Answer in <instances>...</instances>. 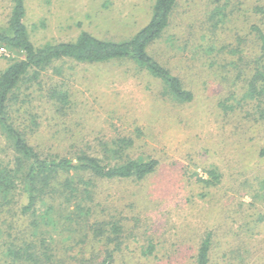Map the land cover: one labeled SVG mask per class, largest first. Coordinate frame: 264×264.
Listing matches in <instances>:
<instances>
[{"label": "rangeland", "instance_id": "rangeland-1", "mask_svg": "<svg viewBox=\"0 0 264 264\" xmlns=\"http://www.w3.org/2000/svg\"><path fill=\"white\" fill-rule=\"evenodd\" d=\"M154 1L25 0L24 22L36 46L71 41L81 31L119 41L148 22ZM234 1L239 26L226 22L216 27L207 19L211 0H177L168 29L148 49L180 77L193 94L190 101L171 95L131 60L86 64L64 59L32 72L33 87L26 83L17 91L20 110L14 117L28 126L30 115L36 117L38 126L27 136L41 153L71 157L83 151L103 157L110 146L105 144L123 137L133 142L127 151L132 159H156L158 165L143 180L115 178L88 187L87 197L93 191L95 206L89 220L78 226L61 219L66 209L51 212L44 201L32 214L20 215L27 200L17 187L12 210L0 212V227L12 229L16 223L26 229L46 264H95L107 253L113 264H196L199 245L208 234L210 264H264V157L258 154L264 146V94L245 89L244 104H237L232 91L240 98L241 84L221 66L238 56L231 49L241 48L245 58H254L252 36L239 40V32L249 22L264 29V13L254 10L264 0ZM11 6L12 0H0V28ZM21 57L0 47V72ZM52 89L66 93L67 102L49 98ZM11 145L0 129L1 163L12 158ZM210 169L217 181L204 184L199 178L210 181ZM79 178L81 173L74 186L81 188ZM56 200L61 204L63 198ZM50 214L62 223L63 235L43 242L42 232L33 234L38 228L32 222ZM107 221L119 230L106 228ZM2 233L0 245L6 237ZM45 251L50 254L46 260ZM25 263H11L0 254V264Z\"/></svg>", "mask_w": 264, "mask_h": 264}, {"label": "trees", "instance_id": "trees-1", "mask_svg": "<svg viewBox=\"0 0 264 264\" xmlns=\"http://www.w3.org/2000/svg\"><path fill=\"white\" fill-rule=\"evenodd\" d=\"M234 2L237 3L234 0H211L212 10L207 15V19L211 18L213 20L211 24L216 27H220L226 22H235L236 24L239 21L240 10ZM176 4L177 0H155L148 22L127 39L105 40L87 31H81L74 40L36 46L30 40L24 22L25 0H12L8 20L0 28V47L19 53L22 57L12 59L7 67L0 72V129L9 138V142L12 140L11 150L13 152L9 162H0V212L9 208L12 210L14 204L11 205V197L17 187H20L19 190L23 192L27 200L20 210V215L32 214L36 210L37 204L44 201L45 204L49 203L47 207L51 212V209H55V207L64 211L66 209L67 213H63L61 219L64 218L65 222L70 225L78 226L89 220L95 206L92 190V196L87 197L90 187H96L101 180L115 178L143 180L155 171L158 161L150 158L145 161L132 159L127 151L133 142L131 139L123 137L112 139L110 144H105V146H110L104 148L103 157L83 151L71 157L60 153H41L29 142L27 136V133L35 132L34 129L38 126L36 117H32L26 110L27 114L31 116L32 126L25 125L14 117L15 110H20L19 106L16 107L20 103L17 91L21 92L26 83L28 88H32V72L41 71L56 60L67 59L86 64L131 60L154 78L160 80L174 97L182 101L192 100V92L185 88L180 77L172 73L148 52L149 47L168 29ZM258 9L264 13V6L254 7L255 11ZM244 27L245 31L239 32V40L246 35L252 36L255 42L253 44L257 47V51L251 56L253 58L255 55L254 58L252 60L249 57L245 58L241 48L231 49L230 51L235 50L233 53H238V56L235 60H227L226 66L221 64L222 68L226 70L225 74L232 73L236 77L235 84H241L240 88L243 91H241L240 98L237 99L235 90L232 91L233 100H239L237 104H244L243 99L247 96L245 89L250 93L264 94V29L259 23L254 22H249ZM248 41L246 40V43ZM225 46L223 45L221 49L226 50ZM49 98H56L60 104L67 102L66 93L56 89L51 90ZM23 102H29V100ZM222 106L225 107L224 103ZM58 107L63 110L64 105ZM229 108L233 111L234 106ZM106 153L110 156H106ZM258 154L260 157H264V146ZM80 173L82 175V178H79V182L82 184L81 188L74 186V180ZM207 174L208 178L211 177L210 181L199 178L204 184L217 181L214 169L208 170ZM85 176L87 179L84 178ZM16 181H18L17 184ZM58 198H63L61 204L57 203L56 199ZM62 204L65 205V208ZM72 205L73 209H70ZM54 221L51 214L36 216L32 223L34 229H38L33 231V234L38 236L42 232L41 241L43 242H46L45 237L52 239L63 235L62 223ZM14 224L12 229L7 227L5 230L0 227V239L3 238L2 232L6 231V237L0 245V254L6 255L11 263L23 259L26 261L25 264H46L42 261L43 259H40L42 257L37 256L42 253L41 249L40 247L35 249L34 242L31 243L30 237L27 235V230L18 229L16 223ZM107 227L114 232L119 230L117 224L111 221H107ZM15 231L18 232V236L17 233H14ZM210 250L211 238L208 234L199 245L196 264H210ZM43 257L46 260L50 258V254L45 251ZM112 261L111 254L107 253L102 261L95 264H113Z\"/></svg>", "mask_w": 264, "mask_h": 264}]
</instances>
